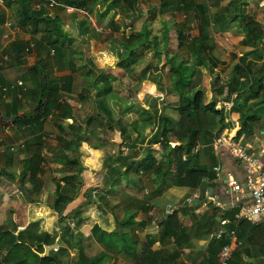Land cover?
<instances>
[{
    "label": "crops",
    "instance_id": "0c3cea01",
    "mask_svg": "<svg viewBox=\"0 0 264 264\" xmlns=\"http://www.w3.org/2000/svg\"><path fill=\"white\" fill-rule=\"evenodd\" d=\"M27 1L35 12L43 11L45 15L60 23L61 44L55 50L45 45V42L38 41L40 32L34 34L31 23L25 26L19 23L18 15L22 8L20 0H0V189L4 190L2 199H7L5 190L9 188L7 182L12 176L17 175L16 178L20 180L25 157L22 145L28 137L23 125L16 127L12 123V115L15 111L23 115L34 108V90L41 81L35 68L39 64L52 76H56L59 84L64 85L65 92L59 95L58 101L67 105L71 115L64 119L63 125L74 123L83 128L80 142L70 144L69 141L76 132L74 128L68 132L59 131L55 117L48 115L43 119L42 172L38 174L41 180L40 189L46 169H49L52 179L60 180V184H63V176L76 174L80 185L73 200L65 207L64 217H59L51 207L53 200L44 205V208L53 213L50 218H46V223L53 217H58L59 222H67L65 227L73 224L70 230L74 236L80 233L84 238L80 243L79 240H59L58 237L52 244H44V253L40 255L52 251L63 259L67 252L71 251L75 256L72 264H75L79 259L78 248L82 246L88 258H98L97 264H200L206 247L212 241V235L215 233L217 236L215 224L217 230L223 228L216 217L232 215L237 210L236 207L230 211L220 209L205 198V191H210L222 203L233 201L234 194L222 189V182L218 177L212 181L207 180L202 185L203 188L193 190L175 185L173 173L165 179L163 185L157 186L148 176L133 172L132 168L127 174L121 175L114 188L104 185V181L94 185L92 191L97 189L98 197L91 196L88 188L91 185V173L98 168L102 169L104 160L105 163L120 167L121 170L126 168L125 162L115 158L118 153L119 156H128L118 150L123 140L128 139L134 151L139 150L129 154L127 164L135 161L136 166L142 165L141 161L148 156L157 160L162 158L159 142L152 141L160 126L155 121H149L147 113L156 112L167 116L170 125L177 118L175 105L178 95L172 87L170 61H165L167 57L164 54L168 52L171 56L178 54V58L184 57L186 42L183 41L182 46L178 45V32L180 28L186 32L187 26L194 21L197 23L199 19L190 21L186 16L184 24L183 14L186 12L177 9L180 0H117V6L116 0H85L82 6L66 4L62 0H54L52 5H49L51 0ZM72 1L74 3L75 0ZM190 1L204 5V32L215 42L213 53L218 63L213 75L204 76L203 88L209 100L215 99L216 109H220L217 105L230 98L226 83L234 65L242 57L260 62L264 58V51L259 50L261 41L264 43V37L259 38L256 45L244 43L246 32L241 21L245 22L251 15L244 12L242 7L241 12L245 18L230 19L235 10L231 0ZM244 1L245 4L246 0ZM40 28L44 29L42 26ZM145 28L148 32L146 41L142 37L129 45L125 42L129 36L136 35ZM47 30H51L53 36L59 35L53 25ZM164 32L168 36L166 42L163 41ZM155 39L158 43L156 48ZM140 41L143 43L139 44ZM31 43L34 44L33 47L30 46ZM130 50L138 55V59L127 64L132 56L128 57L127 61L122 60V57L124 58ZM18 81H21V84H18ZM134 84L135 89L132 88ZM21 89L25 92L23 96ZM224 110L228 127L221 131L226 130L237 135L240 129L239 113L231 109ZM126 117L130 119H125ZM88 118L91 120L86 126ZM241 139L255 149L263 147L264 123L261 120L256 122L253 132L249 136H241ZM168 143L171 147L179 144L172 139ZM200 144L196 158L198 166L212 165L213 170V167L221 162L223 172L232 171L238 179H243L241 168L233 158L224 151L214 152L210 143ZM203 149L205 153L201 155ZM68 160L74 161L78 166L69 168L66 165ZM104 168L103 179L107 171L105 165ZM16 183L14 180L13 185ZM207 183L210 184L206 185ZM20 187L22 190L19 188V192L27 193L26 187ZM91 199L99 207L98 212L88 209ZM248 200V197L242 198L244 202ZM130 213H134V224L122 225L124 218ZM97 214H100V217H97ZM172 215L175 217L173 221L170 220V225L177 230L179 227L184 229L188 235L187 239L175 240L174 230L167 226L166 221L167 217L171 218ZM208 222H212L213 228L208 226ZM14 223L13 218L11 225ZM241 223L237 227V234L234 231V235L230 237V243H234L235 248L246 244L248 225L245 221ZM251 224L264 226V217ZM94 226H99L105 235L116 229L127 232V235L132 234L133 239L121 240L113 235L114 240H108L107 237L104 240H89L92 239L90 234L93 235ZM20 228L16 234L22 230ZM56 228L58 230V227H55V230ZM255 237L256 240H261L262 245L249 244V254L243 259L245 264H264V237L261 234ZM47 246H50L49 250H46ZM61 248L63 250L60 251ZM216 256L214 260H217ZM236 260L235 264H244Z\"/></svg>",
    "mask_w": 264,
    "mask_h": 264
},
{
    "label": "trees",
    "instance_id": "16d2710c",
    "mask_svg": "<svg viewBox=\"0 0 264 264\" xmlns=\"http://www.w3.org/2000/svg\"><path fill=\"white\" fill-rule=\"evenodd\" d=\"M62 1L66 2V4H74V6H82L85 0H75L74 3L72 0ZM132 1L136 2V0ZM20 2L22 8L18 15L19 23L22 26L31 23L33 33L40 32L38 41L45 42V45L47 44V46L57 50L61 44L59 40L62 33L59 26L60 23L57 20H53L50 16L45 15L43 11L35 12L32 10L29 1L20 0ZM116 2L117 0L115 1L117 6L118 3ZM244 2V0H231V4L235 10L230 19L244 17L241 12ZM179 3L177 6L178 11L186 12V16L188 18L190 16V21L191 19H199L197 23L201 26L202 33L199 34L197 31L191 39H188L187 33L180 28L177 39L179 46L183 45V41L184 43L186 42L184 57L178 58V54L171 56L168 52L164 54L167 57L165 61L168 59L170 61L169 73L172 80V87L178 95V100L175 105L178 114L177 118L170 125L171 122L167 116L162 114L156 116V112L154 114L147 113V119L149 121H155V123L157 122L160 126L152 137V141L159 142L162 150V158L157 160L152 156H148L141 161L142 165L139 164L136 166L135 161L127 164V160L130 159L129 156H119L118 153L115 156L116 160L125 162L126 168L121 170L120 167H115L114 165L108 166L104 176V185H108L111 188H114L120 180L121 175L127 174L132 168L133 172L148 176L157 186L163 185L166 182L165 178L168 173H173L175 185L189 187L193 190L202 187L207 180L212 181L216 177L215 172L212 170V165H209V167L198 166L196 161L197 153H191V149L196 143L209 144L222 129L228 127V122L225 121L226 113L224 108L216 109L215 99L209 100L203 88L204 76L207 74L213 75L214 68L218 63V59L213 53L216 46L215 42L211 41L209 36L204 32V5L197 4L194 1L189 2V0H180ZM53 21L55 22L53 23ZM241 23L246 32L244 43L250 42L256 45L259 37L264 32V24L253 18H248V20L245 22L241 21ZM52 25L53 29L57 30L60 36H53L51 30H47ZM40 26L44 27V29H41ZM147 36L148 32L145 28L143 31L137 32L136 35L129 36V38L125 39V42L129 45L133 41L141 40L142 37L146 41ZM167 40L168 36L164 32L163 41L166 42ZM141 43L143 41H140L139 44ZM154 45L155 48L158 46L156 39L154 40ZM259 50L264 51V43L262 41ZM154 55L158 56L159 54ZM124 56L122 60L126 61L128 57L132 56L127 64H131L138 59V55L133 50H130ZM35 68L37 75L41 77L37 89L34 90L36 104L29 113L21 115L18 114V111H15L12 115V123L16 127L23 125L28 133V137L24 145H22V152H24L25 157L23 158V167L20 172V185L24 186L25 180H28L32 185L31 189L26 188L30 197L33 191L38 192L41 186V180L38 174L42 172L41 149L43 147V140L41 137L43 119L48 115L55 117L59 131L68 132L74 128L76 132L73 133L72 140L69 141L70 144L80 142L79 137L82 135L83 130L78 124L71 123L66 126L63 125L62 122L64 119L71 115L67 109V105L58 101L59 95L63 91L65 92L64 85L59 84L60 81L58 78L52 76L41 65L38 64ZM226 85L229 95L228 98L232 94H236L231 108V110L239 113L240 129L236 137L249 136L253 132L256 122L261 120L264 123V58L260 62H257L242 57L234 65ZM20 91L22 96L23 94L25 95L22 89ZM249 99L252 100L249 101ZM141 109L143 110V108ZM106 113L109 116V111ZM90 120L91 118L86 120V126ZM170 139L178 141L179 144L171 147L168 143ZM213 156L215 157V155ZM63 158L66 159V156L63 155ZM74 163V161H66V165L69 168L78 166V164ZM61 180H63V184H60V180L56 182L51 207L61 217H64V209L73 200L80 185L76 174L63 176ZM209 184L207 183L206 185ZM213 214L215 213L213 212ZM133 217L134 213L126 215L122 225H131L133 223L131 221ZM174 217V215L171 218L167 217L168 227L171 226L170 223ZM245 222L248 225V231L245 236L247 245L244 246L242 244L233 250L232 256L229 259L230 264H235L236 259L245 264V260L243 259L249 254V244L262 245L261 240H256L255 236L261 234L264 237V226L261 224L253 225L248 221ZM241 224L240 221L237 225L229 224L225 226L224 231L219 236H215L206 247L205 256L200 264H216L217 260H214L216 259L214 256L218 254L222 246L230 242V230L233 229L237 234V227ZM208 226L213 228L212 222H208ZM172 230H174L173 235L175 240L188 238L184 229L179 227L177 230L172 227ZM16 231L17 226L15 224L0 230V260L3 261V264H68L66 261L60 259L56 252L49 251L47 254L40 255L44 253L43 245L52 244L55 240V235L41 231L37 222H30L17 234ZM93 232L98 233L99 240H104L106 237L108 240H114L113 235L118 236L121 240H126V236H128L127 232H121L116 229L108 233V235H105L100 231L99 226H94ZM67 235L70 236V240H79L80 243L84 240L80 233L74 236L71 230L64 226L61 240H68L66 238ZM27 240H30V243L27 244ZM21 246L22 256L16 258L13 252L18 253V249ZM59 250L61 251L63 248ZM78 252L79 259L75 264H97L98 258H88L84 254L82 246H79Z\"/></svg>",
    "mask_w": 264,
    "mask_h": 264
},
{
    "label": "built area",
    "instance_id": "2783aa9c",
    "mask_svg": "<svg viewBox=\"0 0 264 264\" xmlns=\"http://www.w3.org/2000/svg\"><path fill=\"white\" fill-rule=\"evenodd\" d=\"M53 3L54 0H51L49 5ZM183 17L186 18V14H183ZM195 30L197 29L192 22L186 31L188 39L194 36ZM30 46L33 47L34 44L31 43ZM4 58L6 60L7 55ZM17 83L21 84V81ZM235 97L236 94H232L229 99L219 103L217 106L230 110ZM210 145L214 152L224 151L229 157L233 158L240 166L243 176V179L240 180L232 171L223 172L224 168L221 162H218L213 167L216 177L222 182L220 186L227 193L234 194V199L229 203H222L210 191H205V198L215 207L223 210L230 211L235 207L237 208L232 215L219 218V224L223 226V228L217 230V236H219L224 231V227L229 224L237 225L242 220L257 223L261 217H264V146L255 149L241 138H237L235 133L233 134L226 130L219 132ZM200 148L201 144L196 143L192 147L191 153H197ZM121 149L125 150L126 147L122 146ZM243 197H248L249 200L244 202L242 201ZM233 235L234 230L232 229L230 230V237ZM235 247L236 245L232 242L222 246L218 252L216 264H228Z\"/></svg>",
    "mask_w": 264,
    "mask_h": 264
},
{
    "label": "rangeland",
    "instance_id": "374dc122",
    "mask_svg": "<svg viewBox=\"0 0 264 264\" xmlns=\"http://www.w3.org/2000/svg\"><path fill=\"white\" fill-rule=\"evenodd\" d=\"M243 7L245 9L244 12L246 11L247 13H249L251 15L250 18L256 19L260 23L264 24V0H246V3L243 4ZM185 20H187V19L184 18V24L186 23ZM188 20H190V16H189ZM191 21H192V19H191ZM234 21H232V23ZM194 23H195V21H194ZM238 26L240 27V25H238ZM194 27H196V29H197V23H195ZM197 31H198V29L195 30V33ZM263 37H264V32L261 34V36L259 38H263ZM147 55L151 56L150 54H147ZM132 88L135 89L136 84H134V87H132ZM152 110H151V112H152ZM156 116H159V114H156ZM125 119H130V117H126ZM23 135H24V133H22V136ZM107 135L110 136V134H107ZM123 141L124 142L121 145L125 146L126 149L122 150L121 148H119L121 146L120 145L118 147V150L122 151V152L120 151L121 154L123 153V154L129 156V154H131L132 152H139V150H137V149L134 151V148L131 147L132 145L130 144L128 139L123 140ZM145 148H147V147H145ZM203 153H205L204 149L201 151L200 154L203 155ZM104 165L108 169V166L110 164H108V162L105 163V160H104L103 161V168L100 170H99V168H98V170H94L90 175V177H91L90 184L91 185L88 188H90L89 192L91 191L90 192L91 196L92 195L97 196V197L99 196L98 195L99 191L97 189L92 191V189H94L93 188L94 185L100 184V182L103 183L104 179H103L102 173L105 170ZM170 176H171L170 173H168L165 179H168ZM12 177H11L12 179H10V181L7 182V186L9 188L7 190H5V193L7 192V199L6 200L2 199V197L4 196V190L0 189V230L4 229L5 227L12 226L11 224H12L13 218L15 219L14 224L17 226V229L20 227H26L30 222L37 221L39 229L48 230L50 233L55 235V240L58 237H59V240H61L62 239V233L64 230L63 226H65V224H67V222H65V221L59 222L58 217L57 218L53 217L52 219L49 220V223H46V220H47L46 218H50L53 215V213H51L48 208H44V205H47L50 202H52L53 197H54V191L56 188V182L58 180L56 178L52 179V175H51L49 169H46L45 174L42 177L43 178V180H42L43 186L41 187V189L39 190L38 193H35L33 191V193L31 194V197H32L31 198L30 195L28 194V192L27 193L19 192V188H20V190H22V189L20 187L21 186L20 180L18 178H16L17 175H15V176L13 175ZM101 179H102V181H101ZM14 180L17 181V183L15 185H13ZM18 180H19V183H18ZM118 183H119V181L116 183V185ZM31 186L32 185L28 181L24 182V187L31 189L32 188ZM3 200H5V201H3ZM89 203H90V205H88V209L91 211H97L98 212L99 207H97V205L93 203V199H91V201ZM106 205L108 206V203H106ZM54 215L57 216V214H54ZM98 216L100 217V214H97V217ZM59 217H60V215H59ZM101 219L102 218H100V220ZM51 220H53V222ZM99 222H101V221H99ZM68 226H69L68 228L70 229V226H73V224H69ZM55 227H58V230H57V228L55 230ZM113 231H115V230H113ZM90 233H91V231H90ZM90 235L92 236V239L90 238L89 240H99L98 239V237H99L98 233L93 232V235H92V233ZM131 236H132V234L129 233L128 236H126V240H132L133 236L132 237ZM69 237H70L69 235L66 236V238L68 240H70ZM28 243H30V240H27V244ZM246 245L247 244H244V246H246ZM13 254H15L16 258L19 256H22V246H21V248L18 249V253L13 252ZM74 257L75 256H73L72 252L68 251L62 260H65L68 264H72ZM0 264H3L1 262V260H0Z\"/></svg>",
    "mask_w": 264,
    "mask_h": 264
},
{
    "label": "water",
    "instance_id": "95a60500",
    "mask_svg": "<svg viewBox=\"0 0 264 264\" xmlns=\"http://www.w3.org/2000/svg\"><path fill=\"white\" fill-rule=\"evenodd\" d=\"M197 29H198L199 34H201V33H202V30H201V26H200L199 24H198ZM216 219L218 220L219 217H216ZM21 229H22V228H20V230H21ZM214 230H215V232L217 231L216 224H215V226H214ZM214 236H215V233L212 235L211 239H213ZM49 247H50V246H47V247H46V250H49ZM1 262H3V261L1 260Z\"/></svg>",
    "mask_w": 264,
    "mask_h": 264
}]
</instances>
